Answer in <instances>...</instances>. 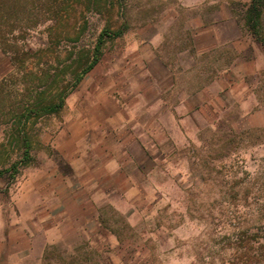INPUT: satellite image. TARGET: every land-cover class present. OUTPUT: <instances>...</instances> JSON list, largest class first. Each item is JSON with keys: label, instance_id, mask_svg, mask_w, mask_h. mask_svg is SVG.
I'll return each mask as SVG.
<instances>
[{"label": "rangeland", "instance_id": "rangeland-1", "mask_svg": "<svg viewBox=\"0 0 264 264\" xmlns=\"http://www.w3.org/2000/svg\"><path fill=\"white\" fill-rule=\"evenodd\" d=\"M249 2L11 3L16 21L7 20L3 27L10 25L15 33L0 46V170L21 163L14 175L12 170L0 175V199L9 197L24 169L33 164L22 159L17 131L25 109L57 103L65 94L57 112L32 113L23 120L32 159L50 151L42 140L61 127L67 99L83 86L82 79L72 89L73 71L100 32L123 29L121 35L105 40L99 62L84 77L107 71L116 57L133 42L151 36L160 24L165 29L158 48L165 56H177L174 64L181 82L186 84L189 74L198 83H213L215 76L227 72L228 84L244 86L229 88L233 93L225 92L221 105L199 107L181 120L178 144L173 150L165 146V158L147 177L135 223H118L119 246L132 264H264V48L245 24ZM170 7L178 11L173 18L164 14ZM164 17L169 19L166 25ZM201 20L217 26L222 43L199 54L185 25ZM84 261L112 262L107 255H85Z\"/></svg>", "mask_w": 264, "mask_h": 264}, {"label": "crops", "instance_id": "crops-1", "mask_svg": "<svg viewBox=\"0 0 264 264\" xmlns=\"http://www.w3.org/2000/svg\"><path fill=\"white\" fill-rule=\"evenodd\" d=\"M174 13L170 7L164 14ZM155 27L107 71L83 78L67 99L61 127L42 140L50 151L38 152L0 199V264H97L85 255L132 264L119 246L118 223H135L147 177L165 158V146L178 144L181 120L244 86L228 84L227 72L208 84L188 74L184 84L177 56L158 48L165 27ZM185 28L199 54L222 43L210 23Z\"/></svg>", "mask_w": 264, "mask_h": 264}, {"label": "trees", "instance_id": "trees-1", "mask_svg": "<svg viewBox=\"0 0 264 264\" xmlns=\"http://www.w3.org/2000/svg\"><path fill=\"white\" fill-rule=\"evenodd\" d=\"M16 0H0V46L4 47V43L10 39L8 38L9 35H14L15 30L12 26L9 25L8 29H5L3 23L7 20L16 21L13 18V12L11 11L12 5ZM122 3V0H120ZM8 6V7H7ZM9 11V12H8ZM245 24L247 26L248 31L250 32L251 36L254 40L258 41L262 47L264 48V0H250L249 4L247 5L245 14H244ZM11 21V22H12ZM12 25V23H10ZM123 29H119L116 32L110 33L109 30L104 29L98 35L95 44L92 48H90L86 52V58L79 61V64L75 71H73L71 87L72 89L75 88L79 82L83 79V77L99 62L101 55H102V45L104 44L105 40L110 37H115L121 35ZM14 39V38H12ZM4 49V48H3ZM64 96L65 94L61 95L59 101L56 102H48L47 104L41 105L39 107L34 108H26L25 111L21 114L25 121L28 119L32 113L40 114L44 113H54L57 112L64 103ZM34 105H38L37 102ZM20 121V125L18 128V135L21 137V141L23 144V155L22 159L24 160H31V156L29 154L30 149V142L27 138V134L25 131L24 121ZM21 162H17L12 164L10 168H6L5 170H0V175L7 173L9 171H13L11 175H14L17 172V166Z\"/></svg>", "mask_w": 264, "mask_h": 264}]
</instances>
